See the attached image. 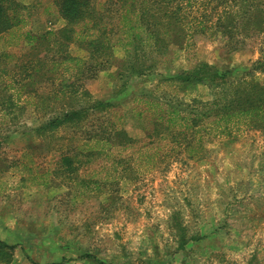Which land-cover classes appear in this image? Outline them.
Segmentation results:
<instances>
[{
	"label": "rangeland",
	"instance_id": "374dc122",
	"mask_svg": "<svg viewBox=\"0 0 264 264\" xmlns=\"http://www.w3.org/2000/svg\"><path fill=\"white\" fill-rule=\"evenodd\" d=\"M16 1L26 25L0 35V52L19 56L36 42L21 30L41 34L66 21L54 0ZM126 40L113 37L107 66L82 74L75 102L85 104L86 88L116 104L76 130L108 127L119 116L116 126L135 141L109 159L82 155L69 172L60 160L75 154L74 128L39 133L53 113L34 103L0 122V240L18 245L0 264H264V128L242 122L223 131L214 116L194 123L192 109L205 110L213 88L166 79L201 61L229 70L232 81L250 77L257 49L231 50L200 35L176 52H154L153 67L139 74L125 66L134 51ZM71 53L90 60L76 45ZM167 103L187 120L169 122Z\"/></svg>",
	"mask_w": 264,
	"mask_h": 264
},
{
	"label": "trees",
	"instance_id": "16d2710c",
	"mask_svg": "<svg viewBox=\"0 0 264 264\" xmlns=\"http://www.w3.org/2000/svg\"><path fill=\"white\" fill-rule=\"evenodd\" d=\"M54 3L66 21L63 27L41 34L21 30L23 38L36 41L32 47L19 56L6 50L0 52V122L17 118L27 105L34 103L36 109L53 113L37 128L39 133L66 126L74 128L69 139L76 140L75 154L62 155L60 160L69 172L76 169L74 163L81 161L82 155L90 159L105 154L109 159L114 147L125 148L135 141L124 128L116 126L119 116L115 113L108 127L80 134L76 131L93 114L116 106L114 102L93 98L86 88L81 95L88 100L85 104L75 103L82 74L89 68L94 71L107 66L116 35H124L127 39L124 44L133 45L132 57L125 61V66L130 73L139 74L153 67L155 58L150 56L154 52H176L177 47H185L196 36L218 38L231 50L254 45L259 56L250 77L232 81L229 70L201 61L190 70H181L166 79L179 85L205 83L213 88L215 95L205 104V110L192 109L194 123L203 116H214L215 123L226 124L223 131L242 122L264 128V80L256 75L257 71L264 72V0H54ZM22 8L25 6L16 0H0V35L14 28L23 29L26 23L21 17ZM107 12L115 13L116 20H106ZM72 45L89 52L90 60L72 54ZM43 47L47 54L41 55ZM49 51H53L52 56ZM93 60L96 62L91 64ZM42 87L46 90H41ZM65 99H70L67 104L61 102ZM158 104L152 102L154 107ZM181 111L168 104V121L177 119ZM179 117L187 120L185 116ZM17 247L0 240V259H6Z\"/></svg>",
	"mask_w": 264,
	"mask_h": 264
}]
</instances>
